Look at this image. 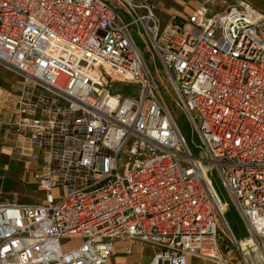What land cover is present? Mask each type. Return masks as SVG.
Masks as SVG:
<instances>
[{
    "label": "built area",
    "instance_id": "1",
    "mask_svg": "<svg viewBox=\"0 0 264 264\" xmlns=\"http://www.w3.org/2000/svg\"><path fill=\"white\" fill-rule=\"evenodd\" d=\"M230 1L212 14L205 0L163 24L148 0H0V68L21 80L5 95L16 119L7 129L32 149L44 195L0 205V264H111L118 241L149 248L150 264H228L224 254L246 264L248 241L264 260V13ZM134 26L198 136L199 157ZM210 166L245 241L226 222Z\"/></svg>",
    "mask_w": 264,
    "mask_h": 264
},
{
    "label": "crops",
    "instance_id": "2",
    "mask_svg": "<svg viewBox=\"0 0 264 264\" xmlns=\"http://www.w3.org/2000/svg\"><path fill=\"white\" fill-rule=\"evenodd\" d=\"M145 1V0H144ZM155 7V14L164 24L171 17L186 18L191 15L205 0H148ZM256 10L264 13V0H245ZM214 2L224 0H210L208 6ZM0 70H3L0 68ZM4 71V70H3ZM6 72V71H5ZM7 76L9 72H6ZM11 74V73H10ZM14 75V74H12ZM3 75L0 80V205L18 203H34L41 200V192L36 190L33 175L39 166L29 157L32 149L26 141H22L15 134H9L8 125L15 119L13 107L5 104V95L9 91L18 92L20 84H10V79ZM24 150L19 154L17 148ZM4 161V162H2ZM3 163V164H2ZM10 163V164H9ZM24 198V199H23ZM129 248L131 254L127 255L125 249ZM152 252L147 247H139L126 241H118L110 259L111 264H150ZM246 264H264L257 251L243 254ZM188 264H214L196 258L188 259ZM223 262L228 264H243L239 256H223Z\"/></svg>",
    "mask_w": 264,
    "mask_h": 264
},
{
    "label": "rangeland",
    "instance_id": "3",
    "mask_svg": "<svg viewBox=\"0 0 264 264\" xmlns=\"http://www.w3.org/2000/svg\"><path fill=\"white\" fill-rule=\"evenodd\" d=\"M103 1H110V0H103ZM214 3L215 4H213L212 7L210 6L208 7L210 13L212 14L215 12H219V13L222 12L228 5L231 4V1L226 0L225 3L222 2H214ZM117 9H118V15L121 18L125 19L121 11L119 10L120 9L119 5H117ZM130 33L134 38L137 48L140 49L139 51L142 54L148 69L150 70L153 78L155 79L154 81L158 86L160 95H162L161 96L162 100L164 101L165 105L167 106L172 116L174 117L181 134L183 135L189 146V149L193 152V154L199 157L200 154H198V150L196 149V147L200 145L198 136L197 134H195V132L191 130L192 126H190V123L184 116L183 112L177 107L176 105L177 98L170 86V82H169L170 80H168V77L165 74L158 59L154 56L152 51L149 50L148 48L149 44L146 36L143 35V32L141 31L140 28L137 30V27L135 26L130 28ZM3 75L7 76L5 70L4 71L0 70V80H2ZM8 75H10L7 76V78L10 79V84H15V85L20 84L21 80L17 76L12 75L10 73ZM125 92H127L126 89ZM210 168H211L210 170L211 173H208L207 177L211 183L212 189L214 190L216 199L220 202V204L223 207L224 217H226L225 218L226 222L232 233H234L233 235L236 241L237 242L245 241L246 239L249 238L247 228L244 222L242 221V219L240 218L239 213L236 207L234 206V203L231 201L225 189L221 186V182L219 181L216 173L214 172V168L211 166ZM41 195L44 196L42 193ZM16 204H23V203L17 202ZM74 242H72L69 239L61 240V244L64 246Z\"/></svg>",
    "mask_w": 264,
    "mask_h": 264
},
{
    "label": "water",
    "instance_id": "4",
    "mask_svg": "<svg viewBox=\"0 0 264 264\" xmlns=\"http://www.w3.org/2000/svg\"><path fill=\"white\" fill-rule=\"evenodd\" d=\"M254 247L255 246H254L253 242L248 241V242H245L244 244H242L240 246V251H241L242 254H246V253H248V252H250L252 250H255Z\"/></svg>",
    "mask_w": 264,
    "mask_h": 264
},
{
    "label": "bare ground",
    "instance_id": "5",
    "mask_svg": "<svg viewBox=\"0 0 264 264\" xmlns=\"http://www.w3.org/2000/svg\"><path fill=\"white\" fill-rule=\"evenodd\" d=\"M252 251H254V250H252Z\"/></svg>",
    "mask_w": 264,
    "mask_h": 264
}]
</instances>
